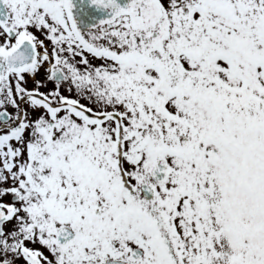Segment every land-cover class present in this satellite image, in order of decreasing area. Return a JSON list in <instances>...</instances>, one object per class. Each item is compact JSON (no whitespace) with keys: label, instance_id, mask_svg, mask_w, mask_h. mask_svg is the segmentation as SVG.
Segmentation results:
<instances>
[{"label":"snow or ice","instance_id":"6c2138e0","mask_svg":"<svg viewBox=\"0 0 264 264\" xmlns=\"http://www.w3.org/2000/svg\"><path fill=\"white\" fill-rule=\"evenodd\" d=\"M0 264H264V0H0Z\"/></svg>","mask_w":264,"mask_h":264}]
</instances>
